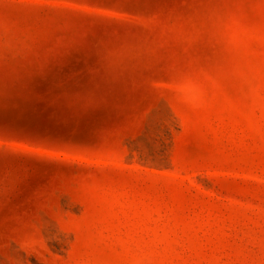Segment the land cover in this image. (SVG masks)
<instances>
[{
    "label": "rangeland",
    "instance_id": "1",
    "mask_svg": "<svg viewBox=\"0 0 264 264\" xmlns=\"http://www.w3.org/2000/svg\"><path fill=\"white\" fill-rule=\"evenodd\" d=\"M0 264H264V0H0Z\"/></svg>",
    "mask_w": 264,
    "mask_h": 264
}]
</instances>
